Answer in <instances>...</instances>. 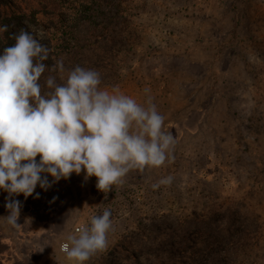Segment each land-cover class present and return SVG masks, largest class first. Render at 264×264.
I'll return each instance as SVG.
<instances>
[{"label": "rangeland", "instance_id": "1", "mask_svg": "<svg viewBox=\"0 0 264 264\" xmlns=\"http://www.w3.org/2000/svg\"><path fill=\"white\" fill-rule=\"evenodd\" d=\"M3 25L0 54L24 29L50 50L49 69L63 60L45 90L49 75L95 69L102 88L151 97L177 143L173 161L110 191L82 172L12 196L19 218L58 211L42 238L4 219L0 189V264H71L61 244L106 208L114 231L85 264H264V0H0Z\"/></svg>", "mask_w": 264, "mask_h": 264}, {"label": "clouds", "instance_id": "2", "mask_svg": "<svg viewBox=\"0 0 264 264\" xmlns=\"http://www.w3.org/2000/svg\"><path fill=\"white\" fill-rule=\"evenodd\" d=\"M7 31V25L0 26V33ZM13 39L0 54V189L9 193L4 219L10 225L18 224L22 207L11 197L27 198L38 184L47 190L48 175L58 182L84 172L85 179L96 177V187L105 192L134 169L159 168L174 160L177 139L165 131L151 97L145 106L118 86L102 88L100 72L79 65L68 70L64 83L49 75L45 90L42 74H63V60L49 69L44 61L50 50L33 34L21 29ZM173 181L169 175L152 187ZM77 231L62 251L71 264H85L107 249L114 231L112 212L104 209Z\"/></svg>", "mask_w": 264, "mask_h": 264}, {"label": "crops", "instance_id": "3", "mask_svg": "<svg viewBox=\"0 0 264 264\" xmlns=\"http://www.w3.org/2000/svg\"><path fill=\"white\" fill-rule=\"evenodd\" d=\"M50 216L40 217L34 216H23L19 218L17 229L25 237H40L42 238L45 234L54 231L52 226V219L58 213V211L53 208Z\"/></svg>", "mask_w": 264, "mask_h": 264}, {"label": "built area", "instance_id": "4", "mask_svg": "<svg viewBox=\"0 0 264 264\" xmlns=\"http://www.w3.org/2000/svg\"><path fill=\"white\" fill-rule=\"evenodd\" d=\"M86 225L85 224H79V225H76V227L74 228V234L76 235V234H78V229H80L81 227H85ZM65 242H63L62 244H61V250H62V245L64 244Z\"/></svg>", "mask_w": 264, "mask_h": 264}, {"label": "trees", "instance_id": "5", "mask_svg": "<svg viewBox=\"0 0 264 264\" xmlns=\"http://www.w3.org/2000/svg\"><path fill=\"white\" fill-rule=\"evenodd\" d=\"M27 5H29L28 3H27ZM25 8V10L28 12L29 10H31L30 8H32V7H30V5H29V7L27 6V7H24ZM24 10V11H25Z\"/></svg>", "mask_w": 264, "mask_h": 264}]
</instances>
